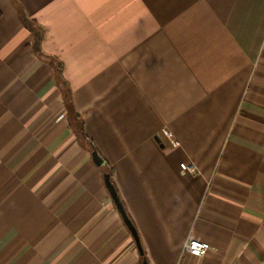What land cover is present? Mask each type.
I'll return each mask as SVG.
<instances>
[{"label": "crops", "instance_id": "crops-1", "mask_svg": "<svg viewBox=\"0 0 264 264\" xmlns=\"http://www.w3.org/2000/svg\"><path fill=\"white\" fill-rule=\"evenodd\" d=\"M0 10V264H143L107 172L149 264H264V0ZM22 12L63 63L82 143Z\"/></svg>", "mask_w": 264, "mask_h": 264}, {"label": "trees", "instance_id": "trees-1", "mask_svg": "<svg viewBox=\"0 0 264 264\" xmlns=\"http://www.w3.org/2000/svg\"><path fill=\"white\" fill-rule=\"evenodd\" d=\"M1 16H2V11L0 10V17ZM21 20L23 24L27 28H29L31 32L33 33L32 47H33L34 52L43 61L49 63L55 71L56 83L63 97L64 104H65L69 119L71 121L72 128L82 143L83 140L87 138L85 127H84V121L81 115L75 109L71 86L69 85L68 81L63 76V63L60 59H58L54 55L45 53V51L43 50L42 42L45 36V28L42 25H39L38 23L33 21L25 12L21 13ZM105 181H106L105 183L109 191L111 192V194H115L121 200L118 194V191L116 189L115 183L109 172L105 173ZM144 260H147L145 253L141 255V262L143 263Z\"/></svg>", "mask_w": 264, "mask_h": 264}, {"label": "built area", "instance_id": "built-area-1", "mask_svg": "<svg viewBox=\"0 0 264 264\" xmlns=\"http://www.w3.org/2000/svg\"><path fill=\"white\" fill-rule=\"evenodd\" d=\"M163 136H166L170 140L172 147H177L180 145V142L177 140L171 130L164 129L157 135V138L161 140ZM181 169L187 172H196L198 170L197 165L186 162L181 163ZM210 247L211 245L209 242L193 238L186 243L185 250L194 256L203 257L207 254Z\"/></svg>", "mask_w": 264, "mask_h": 264}, {"label": "water", "instance_id": "water-1", "mask_svg": "<svg viewBox=\"0 0 264 264\" xmlns=\"http://www.w3.org/2000/svg\"><path fill=\"white\" fill-rule=\"evenodd\" d=\"M93 158L98 165H104L105 164V161L101 158V156L99 155V153L97 151L93 152ZM112 195H113L115 204L118 207V210H119L120 214L122 215L123 220L125 221V224L130 229V231L132 232V234L136 240V243H137V246L139 248L140 253L143 254L144 250H143V247L141 244V240H140L139 234L137 232V229H136L133 221L129 217L123 202L115 194H112ZM143 264H149V262L147 260H144Z\"/></svg>", "mask_w": 264, "mask_h": 264}]
</instances>
